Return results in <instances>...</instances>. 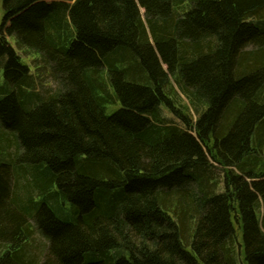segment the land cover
<instances>
[{"label": "trees", "instance_id": "obj_1", "mask_svg": "<svg viewBox=\"0 0 264 264\" xmlns=\"http://www.w3.org/2000/svg\"><path fill=\"white\" fill-rule=\"evenodd\" d=\"M3 5L0 264H264V0Z\"/></svg>", "mask_w": 264, "mask_h": 264}, {"label": "rangeland", "instance_id": "obj_2", "mask_svg": "<svg viewBox=\"0 0 264 264\" xmlns=\"http://www.w3.org/2000/svg\"><path fill=\"white\" fill-rule=\"evenodd\" d=\"M141 11H142V16L145 18V10L142 8ZM4 13H5V11H4L3 0H0V28H1L3 17H4ZM9 42L14 47V49L17 51V53L19 55H21L23 62H25L30 67L31 72H32L33 76H35V79L37 81V87L38 88L39 87H40V89L47 88V87L57 88V83L55 82L53 76L51 75V73L47 67L48 65L45 64V62L43 60H39L38 54L36 52L31 53V52H26L23 49H20L18 47L17 39L14 36L9 37ZM38 65L40 67H37ZM173 83H174V81H173ZM174 86L177 87L176 89H178V86L176 85V83H174ZM178 93H179L180 98H181V102H182L181 105H185L186 103L188 104V106L190 107V112H191L194 120L196 121V119L198 118V115L195 113L194 109L192 108V106L188 102V99L186 98L185 95L182 94V92L180 90ZM119 106H120L119 103L115 106L114 105L110 106L109 110H108L109 114H112L113 112H115V110H117L119 108ZM164 114L169 120H171L172 123H177L179 125H182L181 120H179L177 117H175V115L172 112H170L169 110L165 109ZM222 180L223 179H221L219 182V189L221 191L224 190V184L222 183Z\"/></svg>", "mask_w": 264, "mask_h": 264}]
</instances>
